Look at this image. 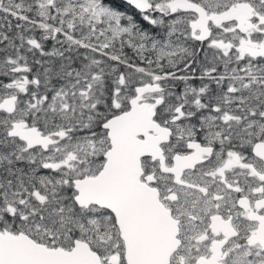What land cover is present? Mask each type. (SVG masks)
Listing matches in <instances>:
<instances>
[{
  "label": "snow or ice",
  "instance_id": "snow-or-ice-1",
  "mask_svg": "<svg viewBox=\"0 0 264 264\" xmlns=\"http://www.w3.org/2000/svg\"><path fill=\"white\" fill-rule=\"evenodd\" d=\"M0 264H264V0H0Z\"/></svg>",
  "mask_w": 264,
  "mask_h": 264
}]
</instances>
